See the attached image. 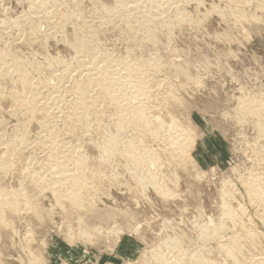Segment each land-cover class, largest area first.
I'll return each instance as SVG.
<instances>
[{
  "label": "rangeland",
  "instance_id": "374dc122",
  "mask_svg": "<svg viewBox=\"0 0 264 264\" xmlns=\"http://www.w3.org/2000/svg\"><path fill=\"white\" fill-rule=\"evenodd\" d=\"M114 2L47 0L54 14L75 17L60 26L56 17L47 23L34 16L37 30L21 32L9 25L28 20L31 1L0 0V51L42 68L40 76L29 69L34 79L55 83L45 68L58 57L59 65L78 68L77 50L70 43L80 40L83 34L77 28L87 23L99 28L95 43L110 59L144 61L153 56L160 67L156 77L147 79L150 96L143 101L151 107L150 115L179 121L190 137L188 150L171 155L164 145L148 140L159 163L151 176L163 192L151 185L144 189L125 161L107 165L95 145L104 141V127L110 124L107 130L115 133L111 108L99 109L103 116L97 123L91 116L86 133L78 116L50 118L58 143L72 144L88 162L85 175L91 191L86 197L93 209L78 212L34 178L46 180L53 170L48 162L52 152L39 145L49 136L40 126L42 116L26 117L14 110L10 99L0 98V138L21 130L25 137L10 149L15 151L13 163L0 173V195L4 190L17 207L2 213L8 227L0 226V264H149L151 254L165 249L169 238L180 242L187 257L202 251L215 264H264V208L248 190L253 176L264 177V115L241 112L243 103L264 102V0H182V17L171 16L174 9L166 11L174 25L169 33L158 24L150 45L135 41L134 31L98 26L100 11ZM164 82L169 90L162 87ZM14 87L9 79L0 81L3 94L20 90ZM166 91H174L177 100L165 103ZM4 149L0 147V157ZM55 160L73 167L61 156ZM226 207L238 214L236 224L228 222ZM210 228L218 234L201 242L200 231ZM232 241L238 249L231 258L220 248Z\"/></svg>",
  "mask_w": 264,
  "mask_h": 264
},
{
  "label": "bare ground",
  "instance_id": "6f19581e",
  "mask_svg": "<svg viewBox=\"0 0 264 264\" xmlns=\"http://www.w3.org/2000/svg\"><path fill=\"white\" fill-rule=\"evenodd\" d=\"M30 1L31 10L28 20H24L23 23L22 20L14 22L9 25L10 27L21 32L28 27L29 30H37L35 27L36 21L33 17L38 15H40L42 21L47 23L53 22V18L56 17L60 26L70 22L75 17L73 14L70 17H66L67 14L65 13L54 14V11H50L49 5L46 4L47 0ZM181 2L182 0H115L111 8L100 11L102 18L98 26L120 27L129 32L134 31L135 41L143 40L147 45H150L156 41L158 34L156 35L155 27L158 24L170 33L174 25L171 19L182 17L183 12L179 7ZM170 9L175 10V14L171 15L173 17L166 13V11L170 12ZM77 29L83 35L79 41L70 40V45L74 46L75 51L77 50L74 58L78 68L73 69L59 65L61 59L58 57L45 68L51 76L53 75L52 77L56 78L55 83L41 79L42 77L40 79L35 77L34 79L29 69L34 70L35 74L37 73L40 76L42 68L26 63V60L18 59L13 53L0 51V81L9 79L15 85L14 88L20 87V90L12 89L5 94L0 90V98L5 96L10 99L14 110L23 113L26 117L35 118L40 115L41 118L42 116L43 121H41L40 126L43 132H49V136H43L40 139L39 145L49 147L52 152L48 162L53 165L51 168L53 170H49L51 171L49 173L46 171L48 173L46 180L41 175L35 176L36 183L41 184L43 188L50 191L55 198L67 199L68 203L76 207L78 212H81L85 207L88 208L87 211L93 209L92 199L87 200L91 191V187L87 186L89 183L85 175V166L88 162L72 144L71 146L69 143H58L60 136L53 130L55 123H49V120L56 116L58 118L60 115L70 117L69 119L78 116L77 120L81 124L80 127L86 133L91 124V116L93 124L97 123L103 116L98 114L99 109L103 107L106 110L109 107L113 111L112 124L115 127V133L113 134L107 130L111 126L109 124L108 127H104V141L95 144L102 150L103 156L107 159V165L110 164L109 161L123 160L127 165V171L132 174V177L137 178L140 176L137 183L141 184L144 189L146 186L151 185L159 192H163V189L157 188L156 177L152 178L151 176L152 171L158 167L159 163L157 156L148 147L147 141L151 139L153 142H158L159 145H164V148L171 155L186 154L190 137L188 133H183L179 121L168 122L159 116L150 115L151 107L143 101L150 96L147 79L156 77V70L160 67L158 64L160 61L153 58V56L144 61L139 59L125 61L119 58H111L113 59L111 60L109 56L103 55L99 51V45L95 43L94 36L99 33V28L95 29L87 23H83ZM136 46L140 47V43H136ZM180 73L181 70L176 69V74L179 75ZM35 74L33 72L34 76ZM162 87L169 90L167 82H164ZM162 87H159V89ZM166 92L167 95L163 97L165 103L167 101L172 103L177 100L172 95L174 91ZM151 99H155V96H151ZM241 108L244 116L254 114L263 117L264 115V102H259L256 106L243 103ZM79 122L75 124V127L79 126ZM24 139L22 130L15 132L8 138L1 136L0 147H5L0 157L1 174L6 172L10 163H13L12 158H14L13 153L15 151L10 149L16 147V144H23ZM57 156L67 159V164L69 163L73 167L65 166L66 161L61 163L55 160ZM68 157L70 158L68 159ZM92 173L94 172L92 171ZM248 187L249 192L251 191L256 197L255 200L264 208V177L253 176ZM1 193L0 226L7 228L8 223L3 220L2 213L6 210L16 211L17 207L12 198H8V194L4 190ZM224 213L229 220L228 222L234 224L238 222V214H231L227 207L224 209ZM85 228L88 229V227ZM218 232L216 228L202 230L200 231L199 240L205 242L212 236H216ZM234 243L237 244L236 241H232L231 244L221 247L220 251H223L227 257H234V253L238 249ZM163 245H165V249H159L151 254V259L148 260L149 264H215L208 262L205 259V253L202 251H196L187 257L188 254L182 249L180 242L174 238L165 240Z\"/></svg>",
  "mask_w": 264,
  "mask_h": 264
}]
</instances>
